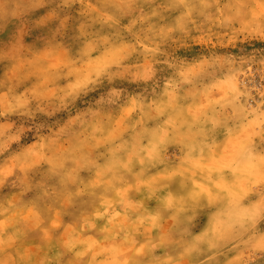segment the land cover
<instances>
[{"label": "rangeland", "instance_id": "obj_1", "mask_svg": "<svg viewBox=\"0 0 264 264\" xmlns=\"http://www.w3.org/2000/svg\"><path fill=\"white\" fill-rule=\"evenodd\" d=\"M173 2L137 0L135 12L122 15L121 31L113 36L96 11L103 0H57L37 10L44 16L56 9V19L22 36L25 47L48 61L44 67L50 74L45 78L42 70L19 72L7 58L0 60V80L7 81V87L0 89V103L13 108L0 116V132L6 141L0 143V168L16 163V171L23 176L45 177L39 188L31 179L0 182V243L16 253L17 259L31 251L33 260L47 264H111L114 260L172 264L181 257L183 241L178 235L161 240L171 215H164L161 203L172 195L177 201L172 209H176L181 200L201 193V188L211 191L213 198L233 195L232 181L244 176L243 167L235 161L242 151L233 156L225 153V147L231 153L232 145L254 130L253 143L259 152L264 122L259 0H202L195 11L173 7ZM185 16L191 17L187 35L173 40L157 35ZM14 33L19 34L18 21L4 27L0 40L7 41ZM50 33L58 38L45 39ZM93 35L110 37L107 46L90 43ZM60 50L67 57L62 63ZM85 51L88 63L81 59ZM104 62H109L110 70L119 67L121 77L114 83L122 85L123 92L120 87L113 89L119 94L107 97L98 109L106 77L92 72L89 79V69ZM146 66L153 70L150 79H137ZM171 95L179 103L170 120L158 125L144 116L143 105ZM85 114L103 129L102 140L109 145L115 142L122 157H105L110 149L103 143L94 149L102 158L95 166L85 159L65 161L48 154L47 132L37 129L46 122L50 128V118L56 115L61 118L57 130L68 127L79 135L87 126ZM142 116L143 129L157 135H166L167 127H172L203 141L208 145L202 157L205 166L186 168L176 159L183 158L185 146L172 144L168 152L174 168L142 170L136 158L148 143L142 129H136ZM38 154L46 159L34 164ZM213 157L226 158L229 167L222 172L210 170ZM173 169L178 174L169 178ZM125 189L127 199L121 202ZM198 199L207 201V192ZM157 215L153 224L151 217ZM202 219L194 222V235L205 230L207 222L201 223ZM246 241L247 237L226 241L196 258L211 264H233L237 258L242 264H264V253ZM114 248L119 249V256ZM141 248L143 253L138 254Z\"/></svg>", "mask_w": 264, "mask_h": 264}, {"label": "clouds", "instance_id": "obj_2", "mask_svg": "<svg viewBox=\"0 0 264 264\" xmlns=\"http://www.w3.org/2000/svg\"><path fill=\"white\" fill-rule=\"evenodd\" d=\"M62 2H66V0H62ZM124 2L128 4V7L120 9L111 7L114 0H103L102 6L96 10L98 15L106 20L113 36L118 35L121 31L122 15L126 12L134 13L138 6L137 0H124ZM149 2H152V0H149ZM182 2L186 5L185 7L194 11L202 5V0H182ZM53 4H57V0H0V32H3L5 26L19 22V34L14 33L7 41L0 40V60L7 58L12 63L14 70L19 72L49 70L44 67L48 61L34 53L31 48L25 47L22 36L33 28L43 29L46 27L54 19L52 15L54 10L56 19V9L44 16L37 14L38 9L47 8ZM190 23V16L182 17L181 22L162 29L157 35H161L164 40H173L178 36H185L188 34ZM44 38L54 40L58 36L55 33H50ZM109 39L110 37L93 35L89 38V41L96 46L106 47ZM81 59L85 63L89 62L86 51L81 53ZM93 75V73H89V79ZM110 76L111 78L106 77V81L101 82V99L97 102L98 109L103 108L104 100L113 93L114 88L111 85H114V81L121 77L118 66L111 70ZM119 86L121 92H123V86ZM4 87H7V81L0 80V89ZM178 103V97L173 104H169V98H161L158 103L153 102L143 105L142 113L149 119H154L158 125H161L162 122L166 121V118L170 120L171 113L176 110ZM12 110V106L0 103V116H4ZM77 119L80 120L79 117ZM50 120V128L46 122L37 131L47 132L44 141L45 147L48 154L54 159L60 157H63L65 161L85 159L95 166L102 158L95 155L94 149L101 143L110 149V151L105 152V157L115 158L123 156L119 148L115 147V142L109 145L107 141L102 140L103 129L96 122L89 121L87 114L83 118V122L87 126L79 135H74L73 130L68 127L57 130L58 122L61 120L58 116L53 115ZM136 129L138 131L142 129L141 134L148 141L147 145L140 148L136 155L142 170L163 169L168 171L169 168H174L175 165L172 163L173 156L168 152V148L172 144H183L185 146L183 158L181 159L177 156L176 159H179L180 163L186 168L191 166L193 158H202L206 147H208L203 141L195 140L191 135H185L182 129L172 127H167L166 139L162 141V136L148 129H143V116L141 121L137 122ZM4 142L6 141L3 132H0V143ZM53 145L62 146V150H53ZM85 153L87 154L86 156ZM235 161L243 167L244 176L240 180L232 181L231 191L233 195L225 197L223 194H217L214 198L207 201L204 199L185 198L181 200L176 209L164 208L165 216H169V212H171L167 225V239L170 240L173 235H178L183 241L182 247L184 249L201 233H207L208 238L213 239L218 232L222 231L228 236L226 241H235L244 237H247L248 240L250 237L257 235L261 224L264 223L260 215L264 211V179L258 173H253L250 170V157L247 152L242 151L239 153ZM62 170V168L59 169V171ZM20 176L24 177L21 174ZM32 181L37 188L44 182L41 180ZM198 217L204 218L201 223H204L206 219L207 226L199 235H194L193 226ZM253 217H255V223H253ZM226 241L219 243L215 247L205 245L203 248L196 250L192 257L193 264H211V261H202L196 258L197 254L203 253L206 249L216 250ZM6 260L19 259L9 247L0 243V264H3Z\"/></svg>", "mask_w": 264, "mask_h": 264}, {"label": "snow or ice", "instance_id": "obj_3", "mask_svg": "<svg viewBox=\"0 0 264 264\" xmlns=\"http://www.w3.org/2000/svg\"><path fill=\"white\" fill-rule=\"evenodd\" d=\"M173 7H185L186 5L182 2V0H174L173 4L171 5ZM111 7L114 8H127L128 4L124 2V0H114V3H112ZM259 7V17H260V32L261 35H264V0H259L258 3ZM54 19H55V10L52 13ZM59 61L62 63L64 62L67 57L64 53L63 50H60V55H59ZM53 67H59V64L53 65ZM152 68L150 66L145 67V71L142 74H137V79H143V80H149L151 75H152ZM94 72L98 77L103 75L105 77L111 78V70L109 69V62H104V63H98L94 66H91L89 69V73ZM50 74L49 70H44V76L45 78L47 75ZM107 86V85H106ZM111 87L118 88L120 87L117 84L111 85ZM118 92H113L112 95H118ZM175 95H171L169 97V104L175 103ZM23 105V102H21V106ZM128 111H131L129 108ZM255 136L254 130H249L245 134L241 136V138L237 141V143L232 145V152L228 153V148L227 146L225 147V153L230 154V155H235L240 151H245L249 154L250 157V170L253 173H258L262 179H264V122L261 124V131H260V137H261V144H260V150L259 152L256 151V148L253 143V137ZM166 135L161 137V140H165ZM53 150L59 151L62 150V146L57 147L53 145ZM29 154H33L32 150H29ZM7 155V153H6ZM15 160V158H13ZM46 159V157L43 154H38L36 155V159L33 161V163H38L42 160ZM49 164L53 165L54 168V162L49 159L48 160ZM192 165L196 168L204 167L205 165L203 164V159L202 158H193L192 160ZM209 169H216L218 171H223L225 168L229 167V162L226 158H221V159H216L213 157V159L210 161L208 165ZM17 164L12 163L10 165H6L3 168H0V182H7L8 179H17L19 178L20 180H41L44 181L45 177L41 176H20V171H16ZM21 171H26V169H23L21 167ZM177 171L173 169L171 172L168 173V177L171 178L175 175H177ZM155 179V178H154ZM149 187H151V184H149ZM207 192L208 194V199L211 200L213 198V195L211 191H208L205 188H201V193L196 194V196L193 197V199H198V197L204 193ZM121 196V202H124V200L127 199V190H123L120 193ZM177 206V201L172 195H169L165 201H163L160 205L161 209L167 208V209H172ZM261 219L264 220V211L260 213ZM158 215L151 217L152 223L155 224L156 221L158 220ZM253 223H255V217H253ZM167 229V226H166ZM167 230L164 231V233L161 236V240L165 241L167 239ZM228 239V236L221 232H218L215 238L209 239L207 236V233H201L199 236L195 238V240L187 247H185L181 253V257L179 259H176L175 261L172 262V264H193L192 257L195 254V251L203 248L205 245L209 247H215L219 243L224 242ZM246 243L253 249H258L262 253H264V223L261 224V227L259 229V232L257 235L250 237ZM91 247V245H90ZM113 252L119 256L121 253L119 249L114 248ZM138 254L143 253V249H138L137 250ZM34 255L33 252L28 251L25 253V258L24 259H19V260H6L3 262V264H47V262H42L39 260H33L31 257ZM63 264V262H61ZM69 264H82L81 261H70ZM111 264H126V262H121L120 260H114L111 262ZM137 264H143L142 261H138ZM233 264H242V262L237 258V260L233 261Z\"/></svg>", "mask_w": 264, "mask_h": 264}, {"label": "bare ground", "instance_id": "obj_4", "mask_svg": "<svg viewBox=\"0 0 264 264\" xmlns=\"http://www.w3.org/2000/svg\"><path fill=\"white\" fill-rule=\"evenodd\" d=\"M126 113H127V111H126ZM54 193H55V192H54ZM89 236H90V235H89ZM86 237H87V236H86ZM86 237H85V238H86ZM82 252H83V251H82Z\"/></svg>", "mask_w": 264, "mask_h": 264}]
</instances>
